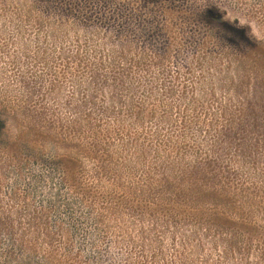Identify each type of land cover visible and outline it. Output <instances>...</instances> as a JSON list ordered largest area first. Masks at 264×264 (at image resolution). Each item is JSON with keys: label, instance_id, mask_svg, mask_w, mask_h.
<instances>
[{"label": "trees", "instance_id": "obj_1", "mask_svg": "<svg viewBox=\"0 0 264 264\" xmlns=\"http://www.w3.org/2000/svg\"><path fill=\"white\" fill-rule=\"evenodd\" d=\"M26 1L0 14L48 26V64L83 82L67 117L48 108V146L124 264H264V111L246 108L264 47L249 28L218 0ZM221 135L223 154L206 145ZM2 233L19 244L12 222Z\"/></svg>", "mask_w": 264, "mask_h": 264}, {"label": "rangeland", "instance_id": "obj_2", "mask_svg": "<svg viewBox=\"0 0 264 264\" xmlns=\"http://www.w3.org/2000/svg\"><path fill=\"white\" fill-rule=\"evenodd\" d=\"M218 1L226 3L227 18H238L242 26L249 28L255 42L264 47V0ZM29 3L27 0L25 4ZM43 11L40 20L48 21V12ZM37 14L31 12L32 16ZM32 19L0 14V116L6 121L0 131V219L13 223L19 240L18 244L8 234L0 235V264H124L125 241L116 244L112 233L101 238L93 212L62 183L56 153L48 146V108L67 117L72 107L78 106L83 82L73 78V88L62 76L61 66L48 64V26L37 29V18ZM256 60L264 64L263 56ZM50 82L57 85L51 93ZM250 83L249 89L256 85V81ZM5 99L6 112L1 105ZM246 108L256 113L264 111V77L249 95ZM177 111L185 112H173ZM244 119L250 122L248 115ZM236 132L241 131L226 134L241 137L233 135ZM221 137L214 142L213 137L208 138L206 145L223 154L222 147L213 146H222ZM252 137L263 140L261 134L254 133ZM8 138L15 144H10ZM11 146L15 157L10 155ZM209 158L213 159L210 151ZM131 221L126 217L125 227L135 235L137 227ZM147 250L143 252L146 255ZM154 260L159 262L157 256Z\"/></svg>", "mask_w": 264, "mask_h": 264}]
</instances>
